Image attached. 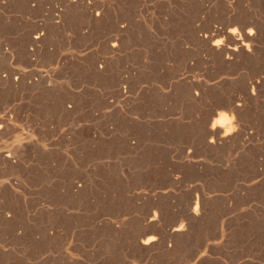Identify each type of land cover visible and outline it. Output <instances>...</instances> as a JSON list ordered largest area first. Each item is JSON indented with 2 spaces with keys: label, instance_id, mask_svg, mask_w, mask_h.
<instances>
[{
  "label": "rangeland",
  "instance_id": "rangeland-1",
  "mask_svg": "<svg viewBox=\"0 0 264 264\" xmlns=\"http://www.w3.org/2000/svg\"><path fill=\"white\" fill-rule=\"evenodd\" d=\"M259 77L264 0H0V264H264Z\"/></svg>",
  "mask_w": 264,
  "mask_h": 264
},
{
  "label": "bare ground",
  "instance_id": "bare-ground-1",
  "mask_svg": "<svg viewBox=\"0 0 264 264\" xmlns=\"http://www.w3.org/2000/svg\"><path fill=\"white\" fill-rule=\"evenodd\" d=\"M250 26V25H249ZM125 27V26H124ZM124 27H123V31H124ZM228 30V29H227ZM127 31V30H126ZM243 32V35L242 37H237L236 35V29H231L229 31H224V30H217L215 31V33L209 35V36H204V40L205 42L209 45L211 44V42L213 40H215L214 38L220 36V35H225V37H227L228 39L231 38V45L229 43V45H224V44H220L218 45L217 44V41H215L214 43H212V47L216 50V53H220L222 55L225 56V63L226 64H236V63H240V62H243L245 60H248L250 58H254L256 57L257 55V52H258V45H256L255 41L256 38V32L254 31L253 28H248V29H245V30H242ZM236 34V35H235ZM258 34V33H257ZM38 35V34H37ZM36 35V37H34V42H35V39L36 40V43L38 41V38L40 39V37H38ZM239 35V34H238ZM42 38V36H41ZM41 40V39H40ZM39 40V41H40ZM38 41V42H39ZM228 41V42H229ZM205 43V44H206ZM262 44V43H261ZM115 45V44H114ZM117 48V47H116ZM211 48V49H213ZM260 51V50H259ZM215 53V52H214ZM217 53V54H218ZM256 59V58H255ZM254 60V59H253ZM252 61V60H251ZM230 75V74H229ZM190 84V82H189ZM263 84H264V77H259L257 80L247 84L245 87H246V91L249 92V89L251 88L252 91L249 93H247V98L248 99H253L255 97V95L260 91V89L263 87ZM225 85V84H224ZM197 87V86H196ZM204 89V88H203ZM124 92V91H123ZM200 92V91H199ZM245 92V91H243ZM127 93V92H125ZM236 95V94H235ZM244 96V95H242ZM195 98V97H194ZM198 99V98H197ZM246 102V100H245ZM244 102V99H242L241 97L239 96H231L229 98V100H227L225 102V104L223 105V107L225 109L228 110V112L230 111L231 113H236L238 111H240L242 109V107L244 106V104L246 105V103ZM249 102V101H248ZM251 104V103H250ZM222 107V106H221ZM244 109V108H243ZM246 109V108H245ZM244 109V110H245ZM239 115V113H238ZM223 118V116H222ZM225 119V118H223ZM237 121V120H236ZM235 121V122H236ZM239 121V120H238ZM225 123V122H224ZM232 126V125H231ZM2 128V126L0 125V129ZM222 128V129H221ZM238 131V130H237ZM236 131V132H237ZM208 133V132H207ZM211 133L212 136H215L217 138H221V140L223 142H229L233 140L234 138V134L232 132V129L230 126H226L223 127V121H220L219 120V124L216 125L214 124L211 128ZM237 135H239V133H237ZM241 135V134H240ZM245 136V135H244ZM242 138V137H241ZM211 140V139H210ZM235 141V140H234ZM211 143L213 142L212 140L210 141ZM215 143H216V140H215ZM219 144V143H218ZM230 144V143H229ZM228 144V145H229ZM212 145V144H211ZM198 203H199V200H198ZM198 203L196 202V206L194 208V210L192 212L196 213L197 212V206H198ZM194 207V205H193ZM199 210V209H198ZM191 212V211H190ZM191 212V213H192ZM156 218V217H155ZM151 221H154V219H151ZM183 228L180 226H177L175 227L173 230H172V233H180V231L182 230ZM182 232V231H181ZM153 233L152 230H148L145 234H151ZM149 236V235H148ZM143 238V237H142ZM157 239L156 237L154 236H151V237H148V238H144L142 239L140 242L143 246H151V244L157 242ZM156 244V243H155ZM158 244V242H157ZM153 246V245H152ZM151 246V247H152Z\"/></svg>",
  "mask_w": 264,
  "mask_h": 264
},
{
  "label": "snow or ice",
  "instance_id": "snow-or-ice-1",
  "mask_svg": "<svg viewBox=\"0 0 264 264\" xmlns=\"http://www.w3.org/2000/svg\"><path fill=\"white\" fill-rule=\"evenodd\" d=\"M217 44H218V45L222 44V41H217Z\"/></svg>",
  "mask_w": 264,
  "mask_h": 264
}]
</instances>
